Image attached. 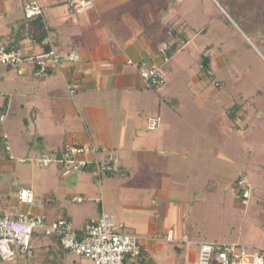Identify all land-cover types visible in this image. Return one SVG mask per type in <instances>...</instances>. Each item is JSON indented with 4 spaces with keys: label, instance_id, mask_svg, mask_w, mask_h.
I'll return each mask as SVG.
<instances>
[{
    "label": "crops",
    "instance_id": "crops-1",
    "mask_svg": "<svg viewBox=\"0 0 264 264\" xmlns=\"http://www.w3.org/2000/svg\"><path fill=\"white\" fill-rule=\"evenodd\" d=\"M38 1L47 36L57 52L74 50L79 60H62L44 77L34 75L29 60L0 64V108L4 109L0 212L12 216L30 212L47 221L65 217L80 229L104 211L112 214L120 232L139 239L143 253L137 264H183L196 251L195 245L186 243L205 241L192 237L187 224L190 207L198 201L196 187L202 192V186L209 184L200 181L204 152L212 147L219 151L216 142L205 144V136L222 133L226 125L240 134L247 124L237 119L249 113L232 120L226 115L231 103L221 100L228 82L221 72L228 63L221 44L227 31L218 18L239 32L241 45L233 50L236 63L249 51L264 57V0H90L91 6L81 12L68 7L67 0ZM24 2L0 0V41L25 17ZM201 4L205 8L197 9ZM167 25L186 37L170 57L164 55L165 44H161L168 39ZM212 29L218 30L216 35ZM22 44L28 54L39 50L30 39ZM204 55L209 56L211 72L217 77L215 84L199 75ZM141 63L161 66L166 81L147 88L139 73ZM70 83L79 85L73 96L67 88ZM255 101L250 98L252 108ZM261 111L253 112L258 120H264ZM188 113L201 122L191 118L190 124ZM154 116L160 125L149 130L148 118ZM69 141L98 147L103 160L117 153L119 170L98 180L91 170L66 173L59 163L38 164L44 151L62 148ZM212 171L205 173L208 182L216 174ZM246 175L252 184L259 179L257 168ZM235 180H230L233 188ZM21 187L32 189V203L17 201ZM251 194L245 201L239 195L244 205ZM74 195L83 200L74 201ZM74 203L83 205L76 208ZM168 231L171 240L166 239ZM209 241L227 242L219 237Z\"/></svg>",
    "mask_w": 264,
    "mask_h": 264
},
{
    "label": "built area",
    "instance_id": "built-area-1",
    "mask_svg": "<svg viewBox=\"0 0 264 264\" xmlns=\"http://www.w3.org/2000/svg\"><path fill=\"white\" fill-rule=\"evenodd\" d=\"M66 2L75 12H81L91 6L90 0ZM23 13L26 18L40 16L43 19L42 7L38 0H25ZM41 43L38 51L28 54L23 48H7L0 42V64L18 65L29 60L34 65V75L44 77L52 69L60 67L62 60H79V55L74 50L65 54L58 53L48 36ZM43 46L47 48L44 49ZM139 73L147 88L159 87L166 81L164 69L158 65L141 63ZM67 88L73 96L79 85L70 83ZM159 125L157 116L148 118L149 130H156ZM98 154L99 148L94 145L69 141L62 148L44 151L38 158V164L48 167L59 163L65 167L66 173L91 170L100 180L103 174L114 173L119 169L120 159L114 152L107 154L105 160L100 159ZM240 188L243 190L242 198L247 199L250 195L249 189L244 186ZM72 198L76 202L83 200L80 195H74ZM16 199L19 203L30 204L33 202L34 192L28 187H21L16 192ZM34 233L48 237L57 236L63 250L84 256L92 264H137L143 253L139 239L120 232L115 226L112 214L104 211H101L97 218L86 221L80 229H75L65 217L47 221L44 216L30 212L17 216L0 212V264H12L18 257L32 256ZM171 238L172 233L168 231L166 239ZM191 245L196 247L195 255L192 258L187 257L183 264H264L259 250L251 253L247 245L238 241L186 243L187 247Z\"/></svg>",
    "mask_w": 264,
    "mask_h": 264
},
{
    "label": "rangeland",
    "instance_id": "rangeland-1",
    "mask_svg": "<svg viewBox=\"0 0 264 264\" xmlns=\"http://www.w3.org/2000/svg\"><path fill=\"white\" fill-rule=\"evenodd\" d=\"M196 8L205 7L201 4L200 7L197 5ZM200 10L206 11V9ZM1 19L0 21H2ZM218 19L220 26L227 31L225 38L221 40V44L223 51L227 53L228 63L224 67L221 66V72L222 76L224 73L223 79L228 80V82L224 93L221 94V100L231 104L236 103L241 109L248 110V114L237 119L238 122L247 124V127L237 135L232 133V129L226 125V130L222 133L211 132L209 137L205 136V144L213 146L216 142L219 151H215L212 147L210 152H204V163L201 167L203 176L200 177V181L209 184L202 186V192L201 187H196L194 197L198 198V201L195 200L194 205L190 207L187 224L191 230L189 234L192 237L199 236L198 240L208 241V239L219 237L227 242L238 241L247 245L248 251L253 253L259 250L256 246H264V132L257 126L258 122H261V127H264V120H258L257 114H253L256 109L261 111L264 106V57L258 52H256L258 56H253L252 52L249 51L250 53H242L240 64L236 63L233 50L235 53V46L241 45L239 32L233 24L227 23L223 18ZM212 30L216 35L218 30ZM216 80L217 77L215 76L211 81L215 84ZM2 85L5 86L4 83ZM250 98L256 100L253 108L249 103ZM261 112L264 115V110ZM188 116L189 121L193 118L195 121L201 122L195 115L188 113ZM227 123L229 124V121ZM190 124H192L191 121ZM204 131L207 135L208 127ZM208 161L210 162L209 166L206 164ZM240 168L239 173L242 174L237 178V171ZM254 168H257L259 172V179L252 184L246 174ZM211 169L217 175L212 173L213 176H209L208 182L205 173H209ZM179 171L180 169H178ZM233 179L238 186H244L249 189V192H252L247 204L244 205L237 193L240 187L235 186L233 188V182H230ZM208 185L210 186L209 189ZM190 186L192 187V185ZM207 196L208 200H206ZM88 202L91 204L90 201ZM90 204L88 209L91 207ZM72 205L77 208L83 204L74 203ZM89 211L82 213L86 214ZM160 241L165 242L163 238ZM32 242L33 255L28 258L20 257L21 259L15 260L12 264H92L84 256L64 252L48 236L34 238ZM49 242L52 243L38 247L41 243ZM165 245L168 246V243Z\"/></svg>",
    "mask_w": 264,
    "mask_h": 264
},
{
    "label": "trees",
    "instance_id": "trees-1",
    "mask_svg": "<svg viewBox=\"0 0 264 264\" xmlns=\"http://www.w3.org/2000/svg\"><path fill=\"white\" fill-rule=\"evenodd\" d=\"M167 34L168 39L165 41H162V43L165 44V47L163 48L164 55L166 57H170L176 49H178L179 44L186 40L185 33L177 31L172 25H167ZM47 36V30L45 27L44 20L40 17H32V18H26L23 17L20 21L16 22L13 26H11L10 30L2 37L1 43H4L7 48H22L23 44L22 41L24 39H30L34 44L38 46H42L41 42L42 40ZM44 49L47 47L43 46ZM199 69V75L200 77H206L209 80H213L215 75L213 72H211L210 67V59L208 55H204L201 60V65ZM222 82V81H220ZM5 107V104L3 105V108ZM3 110L0 108V118L2 117ZM227 116L228 118L234 120L238 117L240 114H244L247 112V109H241L238 104L234 103L230 107H227ZM237 116V117H236ZM119 170V169H118ZM117 170V171H118ZM235 186H238L236 184ZM242 188L238 190V194L241 196ZM242 198V196H241ZM243 199V198H242ZM245 200V199H243ZM43 235L40 233H34V238ZM52 241H54V244L57 245L61 250L62 247L59 243V239L57 236H51ZM64 252L68 253L67 251L63 250ZM259 254L263 257L264 260V249L259 250Z\"/></svg>",
    "mask_w": 264,
    "mask_h": 264
}]
</instances>
